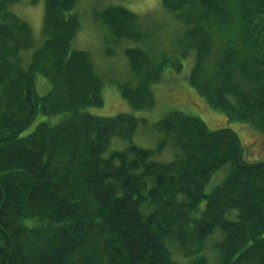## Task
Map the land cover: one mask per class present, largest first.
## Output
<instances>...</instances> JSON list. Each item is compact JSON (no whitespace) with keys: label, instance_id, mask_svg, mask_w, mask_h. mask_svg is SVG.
<instances>
[{"label":"trees","instance_id":"16d2710c","mask_svg":"<svg viewBox=\"0 0 264 264\" xmlns=\"http://www.w3.org/2000/svg\"><path fill=\"white\" fill-rule=\"evenodd\" d=\"M21 1L0 0V264H264V161L245 160L236 132L91 111L108 83L152 109V87L191 59L184 81L205 105L264 137V0L92 11L103 56L123 63L107 83L74 46L81 0H43L39 40Z\"/></svg>","mask_w":264,"mask_h":264},{"label":"rangeland","instance_id":"374dc122","mask_svg":"<svg viewBox=\"0 0 264 264\" xmlns=\"http://www.w3.org/2000/svg\"><path fill=\"white\" fill-rule=\"evenodd\" d=\"M22 0L13 7V11L25 20L31 27L34 37L39 40L42 33L43 0ZM76 8L77 13L82 17V26L74 39V46L83 51H90L97 58V64L104 68L105 82L110 78L119 79L123 75L122 61L117 58L107 59L102 54V35L94 25L92 11L104 8L109 5L122 6L136 14H145L148 18L160 16L161 0H81ZM100 55V57H99ZM121 55V54H120ZM119 58V59H118ZM102 64V65H101ZM191 59L184 61L182 72L175 76L172 71L165 73L164 82L154 85V105L147 111H133L122 99L119 90L113 86H104L102 91L103 106L92 108L94 115L111 117L119 113H129L138 118H144L149 123L157 121L160 117L170 111H181L183 113L196 115L201 118L211 130L229 128L236 132L244 148L245 160L249 163L264 161V137L246 124L229 121L227 117L217 111H213L202 100L194 90L184 81L188 75ZM177 79L170 82V79ZM191 98V101H190ZM196 100L195 106L190 102ZM144 132H138L134 140L144 147L153 146L154 141L144 136ZM209 191V187L206 189Z\"/></svg>","mask_w":264,"mask_h":264}]
</instances>
